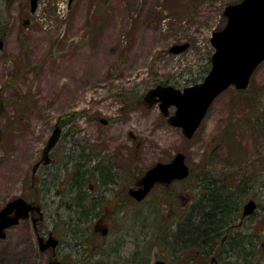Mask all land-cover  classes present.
<instances>
[{
	"label": "rangeland",
	"instance_id": "obj_1",
	"mask_svg": "<svg viewBox=\"0 0 264 264\" xmlns=\"http://www.w3.org/2000/svg\"><path fill=\"white\" fill-rule=\"evenodd\" d=\"M237 2L38 0L31 10L29 0H0V209L9 197L23 193L55 125L61 134L45 171L51 174L47 188L60 184L48 215L57 204L69 203L72 163L82 152L117 174L98 217V231L110 227V232L105 238L85 236L87 260L71 246L72 235L61 223L68 212L59 206L58 258L64 264H82L80 259L86 264H125L141 246L151 247L148 255L142 254V264L167 261V224L179 215V204L196 203L199 181L224 190L248 183L262 204L256 176L264 168V108L259 114L249 112L253 98H263L264 107V61L246 88L229 87L214 99L191 138L167 122L174 107L166 117L158 104L143 101L156 85L182 90L202 81L214 51L211 33L225 25L224 7ZM184 43L185 50L169 51ZM177 152L184 154L191 173L185 185L175 186L170 209H151L162 199L160 190L140 204L126 201L115 208L113 194H125L146 170ZM94 161L88 165L83 159L82 164L91 169ZM95 178L91 183L96 184ZM103 189L98 185L97 195ZM92 225L81 223L78 229ZM243 225L249 236L240 245L249 253V264H264V215L259 211ZM28 228L13 227L0 240V264L40 263Z\"/></svg>",
	"mask_w": 264,
	"mask_h": 264
},
{
	"label": "water",
	"instance_id": "obj_2",
	"mask_svg": "<svg viewBox=\"0 0 264 264\" xmlns=\"http://www.w3.org/2000/svg\"><path fill=\"white\" fill-rule=\"evenodd\" d=\"M29 1L31 10H34L38 0ZM223 16L226 18L225 25L220 30L212 32L209 39L214 51L210 57L209 71L203 80L182 90L159 84L149 89L143 97L148 106L158 104L166 117L168 109L174 107L175 111L167 117V122L173 127L180 128L186 138L192 137L220 93L229 87L239 90L246 88L254 70L264 61V0H241L229 4L224 7ZM187 46V43L176 44L169 51L176 54L185 50ZM101 122L105 124L104 120ZM60 134L61 128L55 125L42 150V160L47 159L48 152L57 143ZM36 166L34 165L33 170ZM189 171L184 154L178 152L170 162H160L146 170L139 180V187L130 189L129 194L140 201L155 183L169 184L173 180L185 179ZM255 208L256 202L253 199L249 200L243 207V215L252 214ZM28 209L29 206L22 199L9 202L0 209V239H4L7 228L27 215ZM11 213L14 214L10 215ZM55 244L54 240L47 242V245L52 247ZM48 264L63 263L54 260ZM154 264L164 262L157 261Z\"/></svg>",
	"mask_w": 264,
	"mask_h": 264
},
{
	"label": "flooded vegetation",
	"instance_id": "obj_3",
	"mask_svg": "<svg viewBox=\"0 0 264 264\" xmlns=\"http://www.w3.org/2000/svg\"><path fill=\"white\" fill-rule=\"evenodd\" d=\"M30 23H31L30 20L25 19V24L29 25ZM56 144L54 146H56ZM54 146L52 147V149L54 148ZM52 149H50V151L48 152V156L46 160H42V151H41L39 159L34 164V165H37L35 170H33L34 165L31 169L29 183L25 185L24 187H22L23 193L17 196L9 197L6 203L3 205V207H5L9 202H12L16 199H22L25 202V204L29 206V209L27 210V215L24 218L19 219L18 223L10 226L9 228L5 230L4 239L6 238L8 234L7 232L10 231L13 227H16L18 225H26V227H29L27 231L32 232V235L35 241L36 251L34 252V256L35 257L39 256L41 258L39 264H48L49 262L54 261V260L60 261L58 258V249L60 247L61 241L57 237V219H58L59 206H63V205L57 204V208L54 211H52L51 214L49 213L48 215L47 213V206L48 205L50 207L53 206L56 202L55 198L58 199L59 193L56 187L60 184L59 182L54 186V188H52V186H50V188H47V181L49 180V176H51V174L46 172L45 169L51 166L50 152ZM174 155H172L171 158L164 163L171 161ZM85 158L88 160L87 162L88 165L91 161H94V158L92 157L91 153H88V155L86 154ZM77 163L78 162L72 163L73 167L76 166ZM94 168L101 169V171L103 172L105 171L106 173H108L109 178L112 177V180L110 181L108 188L106 186H101V187H104L103 192L97 195L96 184L91 183L92 177L90 178L88 194L94 198L95 202L99 201V208L95 211V213L92 214V218L87 219L89 223L92 224L93 222L92 227H90L91 226L90 225V226L83 228L84 231L79 232L77 234V235L80 234V237L75 236L74 234H73L74 236L72 235V237H70V239L74 241V243H72L71 246L72 245L76 246V244L78 246H82L81 248L83 252L81 255L83 256L86 255V257L84 256L86 260L88 259L87 257H89V255H87L86 248L84 247V243H83L84 240H86L85 236L91 233L92 235H99L105 238L106 235L110 232L109 230L110 227L109 228L103 227L98 231L99 225H100L98 217H100L101 215L100 207L103 204V198L105 197V192L112 190L111 186L114 185L113 183L115 180L114 177L117 175L113 171L111 166H107V164H103L102 162L98 160L94 161V165L93 167H91L92 170H94ZM63 169H65V167ZM86 170L88 171L89 169H86ZM88 172L86 173L90 177L91 174H89ZM67 177L65 176L63 179H67ZM69 178H70V175H69ZM186 180L187 178L182 179V180H173L169 184L155 183L152 189L148 192V194L140 201H137L134 197H132L129 194L130 189L139 187V181H138L134 187L128 188L125 194L120 193V195L116 194V196H114L113 194L112 198H114L115 200L112 202V204L115 206V208L117 206H122V203H126V201H130L133 204H140L144 202L150 195H152L154 191L160 190L162 191V193H164L163 194V197H164L163 199H165L164 207L167 209H170V206L174 203L172 200L173 198L172 192L174 193L175 186H181L183 184L185 185ZM199 186L200 185H197V188ZM262 198H263L262 204L258 203L255 199H253L256 202V208L250 215H243V207L249 200H251L250 198L244 200L243 202L229 201L228 202L229 207H227V211H226L228 213L227 216L224 217L223 221L218 223L219 225L213 227L212 229V233H214L215 235H212L209 238H202L200 240L201 245L199 247L190 246V248L186 247L187 243L185 242V240L182 241V239H181V242L179 239L180 248H179V245L177 247V244L175 243V241L172 243V239L170 236L172 232H175L177 228L179 230L182 229L180 231V236L183 235L184 234L183 228L186 227V225L187 226L189 225L187 223L196 222L197 224L198 218H199L197 213L200 211L203 205L200 204V201L196 199H195L196 203L190 204L189 206H186V205L181 206L179 204L180 206L179 215L177 217L175 215L171 217L170 215L171 217L170 220L171 219H174V220H171V221L168 220L169 224H167V229L168 228L170 229L169 235H168L169 239L166 242L168 243V248H169V253H170L168 254L169 257L167 261L166 260H159V261L164 262V264H189V263H193V264H234V263L249 264V259L247 257L249 256V253L246 252L247 249H244V245H243V248L240 245L243 243L245 244L246 237L249 236L247 232H245V228L243 224L246 220L253 218L256 215V213L259 211L264 215V210H263L264 196H262ZM70 202L74 204V200L72 196L69 200V203ZM235 204L237 205L235 206ZM13 214L14 213H11L10 215H13ZM61 223L65 228L64 221H61ZM202 232L206 234L208 232L207 228L204 227ZM53 240L56 241V244L54 247H52L51 245H47L48 241H53ZM75 246H74V249H75ZM186 249L191 250V252L186 254L185 253ZM149 251H151V249H149L146 252L145 256L148 255ZM77 254L79 256L80 253L77 252ZM136 255L137 254L135 253L130 254L125 264H129L133 262V259H135ZM143 258L141 259L142 263L144 261ZM80 260L83 261L82 264H86L84 259H80ZM155 262L157 261H154L152 264H154ZM62 263L64 264V262Z\"/></svg>",
	"mask_w": 264,
	"mask_h": 264
},
{
	"label": "trees",
	"instance_id": "obj_4",
	"mask_svg": "<svg viewBox=\"0 0 264 264\" xmlns=\"http://www.w3.org/2000/svg\"><path fill=\"white\" fill-rule=\"evenodd\" d=\"M208 64L210 66V58L208 60ZM209 66L208 68L206 67L207 70L209 69ZM193 84H195V82H193ZM260 87L262 89V92H264L263 89L264 83H262ZM262 100L263 98L259 96V98L257 99L253 98L252 103L249 101L252 105L250 106V112H249L250 116L252 115L251 112L253 111H257L258 114L261 112V109L264 108L261 105ZM249 115H247V117ZM84 156H85L84 152H82V154H80V160L77 161L78 162L77 165L71 168L70 178L68 180L70 189H68L69 191L67 192L69 197L71 196L73 197L74 204H71L70 202L67 203L65 206H60V208L66 210L65 211L66 213L68 212V215L65 216V220H64L65 229L69 232V234L71 235L74 234L75 236L78 237H80V234L79 235L77 234L79 232L84 231V229L83 230L78 229L81 223L82 224H86L85 222L88 223L87 219L92 218V214L95 213V211L99 208V201L95 202L94 198L88 194L90 178L93 176L94 178L96 177L95 178L96 187L98 185L107 187L110 181L112 180V177L109 178L108 173H106L105 171L104 172L101 171V169L94 168V170H92L83 166L84 163L88 162L87 159H84L85 158ZM83 159L86 162L82 164ZM86 169H89L88 170L89 172ZM86 172L91 174V176L89 177ZM256 177H258L257 178L258 180H261L259 181L260 187H258L259 195L264 196V168L262 170V173L260 175H257ZM198 185L200 186L196 188V190L199 192L198 199L196 200H199L200 204L203 205L200 211L197 213L199 217L198 223L197 224L196 222L187 223L189 225L188 226L186 225V227L183 228L184 229L183 235L180 236V231L182 229L179 230L177 228L175 232H172L170 236L172 239V243L175 241L177 247L179 245V248H180L179 239L180 242L181 239L182 241L185 240V242L187 243L186 245L187 248H190V246L199 247L201 245L200 240L202 238H209L212 235H215L214 233H212V229L213 227L219 225L218 223L223 221L224 217L227 216L228 213L226 211H227V207H229V203H228L229 201L243 202L247 198L254 199L256 195V192H254L255 190L254 187L252 185L248 186V183H242L240 185H235V186L231 185L229 187H226V190H224L225 188L218 189L214 183L205 184L203 183V181H199ZM163 198L164 197L162 196V199L156 201L155 205L151 208L153 211H155L154 209L155 206H156V211L161 208H165L164 207L165 199ZM236 205L237 204H235V206ZM149 213L151 214V212ZM204 227L207 228L208 230L206 234L202 232ZM151 239L153 240L155 238L152 237ZM165 245H168V243H166ZM148 246H154V243L153 245L149 243ZM81 247L82 246H78L77 244L75 246L76 251L79 252L80 254H82L83 252ZM241 247L243 248V246ZM149 249H151V247L150 248H146L145 246L139 247V249L135 252V254H137L136 257L134 256L135 259H133V262L129 264H142L141 261V259L143 258L142 254L145 255Z\"/></svg>",
	"mask_w": 264,
	"mask_h": 264
}]
</instances>
